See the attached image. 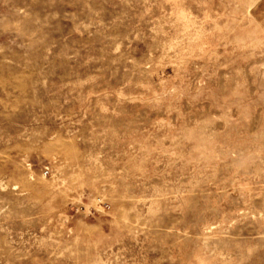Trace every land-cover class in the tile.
I'll use <instances>...</instances> for the list:
<instances>
[{
    "label": "rangeland",
    "instance_id": "374dc122",
    "mask_svg": "<svg viewBox=\"0 0 264 264\" xmlns=\"http://www.w3.org/2000/svg\"><path fill=\"white\" fill-rule=\"evenodd\" d=\"M0 264H264V0H0Z\"/></svg>",
    "mask_w": 264,
    "mask_h": 264
}]
</instances>
